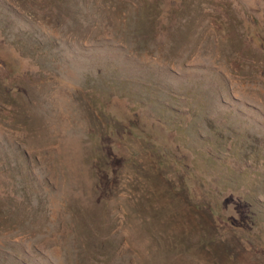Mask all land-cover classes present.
Listing matches in <instances>:
<instances>
[{
  "label": "rangeland",
  "instance_id": "374dc122",
  "mask_svg": "<svg viewBox=\"0 0 264 264\" xmlns=\"http://www.w3.org/2000/svg\"><path fill=\"white\" fill-rule=\"evenodd\" d=\"M259 33L264 0H0V264H264Z\"/></svg>",
  "mask_w": 264,
  "mask_h": 264
},
{
  "label": "trees",
  "instance_id": "16d2710c",
  "mask_svg": "<svg viewBox=\"0 0 264 264\" xmlns=\"http://www.w3.org/2000/svg\"><path fill=\"white\" fill-rule=\"evenodd\" d=\"M257 35V37L259 38V40H260V45H261V48H263V42H264V35H262V34H256ZM5 67H6V65H5ZM3 79H5L4 77H3ZM133 126H134V128L135 127H137V124L135 123V122H133V124H132ZM135 129H137L138 131L140 130V129H138V128H135ZM135 132V131H134ZM131 129H130V133H134ZM137 134H139V133H137Z\"/></svg>",
  "mask_w": 264,
  "mask_h": 264
}]
</instances>
